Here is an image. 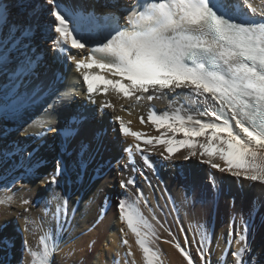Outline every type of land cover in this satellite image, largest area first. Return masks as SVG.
<instances>
[{"label": "snow or ice", "instance_id": "6c2138e0", "mask_svg": "<svg viewBox=\"0 0 264 264\" xmlns=\"http://www.w3.org/2000/svg\"><path fill=\"white\" fill-rule=\"evenodd\" d=\"M46 3L51 6L50 31L57 34L53 50L59 58L74 62L88 102L95 105L97 95L106 97L108 93L122 96L133 105L172 97L168 109L161 112L153 105L149 110L148 122L159 135L135 131L130 127L131 121L113 117L112 123L118 124L121 136L133 138V143L124 149L129 162L134 163V157L139 154L144 165L155 171L146 153L162 146L163 151L158 153L162 161L172 163L185 150L182 157L185 161L198 158L201 163L238 180L264 184V0H257V6L252 0H132L131 4L127 0L124 3L114 0L105 12L84 8L73 0H46ZM10 8L11 5L0 6V72L6 77V85L0 88V106L19 111L35 105L47 86L28 85L33 65L37 63L35 55L29 54L30 45L25 46V40L31 39L33 25L9 24ZM72 49L86 56L76 59L70 55ZM14 61L15 67L9 71ZM93 78L103 83L94 85ZM54 79L57 83L64 82L62 73ZM50 95L55 99L45 113L54 112L57 105L75 95V90L69 88ZM105 110H115L110 100L99 103L98 111L104 114ZM140 120L145 123L143 116ZM73 121L79 122L77 117ZM41 127L45 131L53 130L45 122H41ZM76 131L67 126L62 134L67 140ZM86 163L81 162L82 169ZM128 166L125 164V168ZM34 167L29 165L22 177L35 176ZM65 172L66 167L58 160L44 183L59 186ZM96 175L103 177V167L97 168ZM78 177L82 178L80 174ZM129 186L136 189L134 198L117 197L119 219L134 236L144 264H162L157 244L161 238L156 225L164 228V222L154 213L149 220L141 211L140 204L148 206L149 201L134 178L120 181L122 189L127 190ZM212 186L217 187L214 181ZM2 187L11 193L9 184ZM14 198L15 193L6 195L0 199V206L10 209ZM61 199V205L53 213L57 229H50L40 237V250H32L27 240L24 241L23 251L31 257L28 264H52L66 231L59 221V213L67 211L69 197L65 194ZM29 203V199L20 200L23 212L29 211L23 207ZM105 203H109L108 197ZM105 213L106 209L102 208L100 217ZM24 219L27 229L33 221L27 216ZM6 226V223L0 224V229ZM251 228L250 214L244 221L243 231L236 234V242L243 244L231 252L235 264H253L247 244ZM164 230L172 237L164 242L173 244L187 264H194L193 255L186 247L187 235L182 246L169 228ZM180 231L184 232L182 225ZM207 240L205 230L197 242L198 264H209L205 251ZM121 242L128 246L126 255L133 256L129 240L123 238ZM3 251L5 255L0 264H11L6 245ZM19 264H25L23 255ZM131 264H136L135 259Z\"/></svg>", "mask_w": 264, "mask_h": 264}, {"label": "bare ground", "instance_id": "6f19581e", "mask_svg": "<svg viewBox=\"0 0 264 264\" xmlns=\"http://www.w3.org/2000/svg\"><path fill=\"white\" fill-rule=\"evenodd\" d=\"M124 2L120 0V3ZM131 2L127 0V3ZM73 3L105 12L113 6L114 0H73ZM252 3L257 6V0H252ZM3 5H11L9 24L33 25L31 39L25 40V46L30 45L29 54L35 55L37 63L33 65L34 72L28 79V85L47 87L36 104L26 109L16 111L10 106H0V199L15 193L10 209L0 206V224H7L0 229V260L4 258L6 245L11 264H19L22 255L28 264L31 257L23 251L24 241L27 240L32 250H40V237L50 229H57L53 213L57 212L61 197L66 194L69 197L67 211L59 213V221L66 231H63L52 264H131L133 259L136 264H144L142 252L135 244L134 236L120 221L116 207L117 197H133L135 188L129 186L125 190L120 187L122 179L132 177L149 201L148 206L140 204L141 211L149 220L154 213L158 220L164 222V228L156 225L161 238L157 244L162 264H187L173 244L164 242L172 239L165 228L171 230L182 246H185L187 235L186 247L193 255L194 264L199 261L197 242L205 230L208 232L205 251L209 264H225V258L226 264H235L231 252L243 244L236 242V234L243 231L244 221L250 213L253 220L247 233V244L253 264L256 261L264 264V184L238 180L227 172L201 163L198 158L185 161L182 159L185 150H181L172 163L162 161L158 155L163 151L162 146L146 153L155 171L144 165L139 154L134 157V163L129 162L124 149L133 143V138L121 136L118 124L112 123L113 117L131 121L130 127L135 131H143L149 136L159 135L148 122L149 110L153 105L161 112L168 109L172 97L151 102L144 100L133 105L122 96L108 93L106 97L97 95L96 104H91L85 98V86L74 62L59 58L53 50L57 34L50 31L51 6L46 0H2L0 6ZM4 32L7 34V27ZM50 55L54 58L52 61ZM70 55L81 59L86 53L72 49ZM13 67L15 61L9 66V71ZM61 73L64 82L57 83L54 77ZM93 83L102 84L103 81L93 78ZM5 85L6 77L0 72V88ZM69 88H74L75 95L57 105L54 112L45 113L55 99L50 93L58 94ZM104 99L110 100L115 110H105L101 114L98 105ZM141 116L145 123H141ZM73 117H77L79 122H74ZM41 122L50 124L53 130L45 131ZM67 126L77 131L66 140L62 130ZM35 133L42 135L36 136ZM58 160L66 167L59 186L45 184L44 178L54 171ZM82 161L87 162L85 169L81 168ZM125 164L129 166L125 168ZM29 165L35 166L36 175L22 177ZM98 167L104 169L102 178L96 175ZM133 167L135 171H132ZM3 184L11 186V193L3 190ZM105 197L109 203H105ZM22 198L31 201L23 206L29 209L27 213L20 205ZM102 208L106 213L100 217ZM17 213L20 214L19 219ZM25 216L33 221L27 229ZM181 225L184 232L180 231ZM123 238L129 240L131 257L126 255L128 246L122 244Z\"/></svg>", "mask_w": 264, "mask_h": 264}, {"label": "rangeland", "instance_id": "374dc122", "mask_svg": "<svg viewBox=\"0 0 264 264\" xmlns=\"http://www.w3.org/2000/svg\"><path fill=\"white\" fill-rule=\"evenodd\" d=\"M49 53L51 54V52L49 51ZM51 56V55H50ZM51 58H52V56H51ZM50 58V61H52V59ZM168 106V105H167ZM2 125H3V123H2ZM3 127V126H2ZM3 131H4V127L2 128V133H3ZM2 133H1V135H2ZM26 154V153H25ZM25 156V155H24ZM26 163H27V161H26ZM7 169H9V168H7ZM251 214V213H250ZM249 214V215H250ZM248 216V215H247ZM251 220H253V215L251 214Z\"/></svg>", "mask_w": 264, "mask_h": 264}]
</instances>
